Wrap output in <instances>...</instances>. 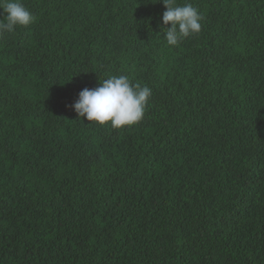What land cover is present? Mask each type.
Returning <instances> with one entry per match:
<instances>
[{
    "label": "trees",
    "instance_id": "16d2710c",
    "mask_svg": "<svg viewBox=\"0 0 264 264\" xmlns=\"http://www.w3.org/2000/svg\"><path fill=\"white\" fill-rule=\"evenodd\" d=\"M20 2L33 23L0 33V264H264V0H177L202 16L178 46L163 0ZM115 74L151 88L143 120L78 117Z\"/></svg>",
    "mask_w": 264,
    "mask_h": 264
},
{
    "label": "clouds",
    "instance_id": "9594fccd",
    "mask_svg": "<svg viewBox=\"0 0 264 264\" xmlns=\"http://www.w3.org/2000/svg\"><path fill=\"white\" fill-rule=\"evenodd\" d=\"M166 11L162 15L167 46H178L181 41L201 31L202 16L191 3L178 4L177 0H163ZM0 33H13L33 23L32 13L20 0H0ZM100 78V77H99ZM152 90L146 85L133 83L124 74L100 78L94 89H83L73 105L80 118L98 126L113 129L130 128L144 118Z\"/></svg>",
    "mask_w": 264,
    "mask_h": 264
}]
</instances>
